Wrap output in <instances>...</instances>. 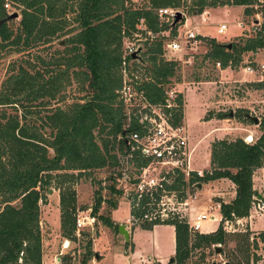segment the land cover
<instances>
[{
  "label": "trees",
  "instance_id": "16d2710c",
  "mask_svg": "<svg viewBox=\"0 0 264 264\" xmlns=\"http://www.w3.org/2000/svg\"><path fill=\"white\" fill-rule=\"evenodd\" d=\"M5 1L19 9L15 30L9 27L11 19L7 20ZM260 1L256 13L264 17V0ZM142 2L140 7H134L129 0H0V59L71 33L64 40L62 54L48 60L33 55L12 62L0 84V264H41L39 204L52 186L58 191L59 235L64 241H73L76 206L72 185L78 177L95 170L116 168L115 174L108 177L107 190L112 198L103 199L100 191H95L90 216L117 232L118 224L109 216L98 214V210L102 203L110 212L115 210L116 198L122 195L119 181L124 180L128 185L134 182L118 170L123 158L135 168L134 175L147 164V159L126 143L129 134L142 131L144 125L140 119L150 106L169 114L172 125L181 121V96L177 95L166 108L164 91L171 79L180 80L178 63L163 59L161 39H153L163 33L171 37L176 24L168 28L157 18L156 11L182 8L187 16H196L215 8L243 7L242 14L247 17L252 14L250 6L256 0H190L189 5L183 0ZM68 13L70 19L66 18ZM139 20L153 35L152 39L137 30ZM68 21L73 27L65 31ZM182 21L183 18L179 23ZM132 35L142 36L133 39L141 47L136 60L129 55L123 57L124 49H121V41ZM206 45L202 60L213 68L215 63H219L221 70L237 66L242 54L264 53V28L241 42L231 43L228 49L213 39H207ZM123 61L127 79L142 105L138 112L127 113V103L121 98ZM70 78L75 80L81 96L60 108L54 103L63 99L58 97L62 82ZM247 86L260 89L264 83ZM238 112L236 117H242V111ZM257 127L260 134L249 143L241 138L213 141L209 147L208 172L201 177L191 174L188 180V184L195 185L226 180L234 188L229 201L219 202L222 220L213 232L189 233L185 222L176 218L162 223L143 221L139 225L149 230L160 224L173 227L174 264H183L191 249L221 246L222 221L248 215L257 196L252 189V175L264 167V120L258 121ZM184 187L183 175L176 170L172 188L179 192L178 196H184L180 195ZM132 204L129 215L139 218L141 212ZM244 237L241 240L246 251L248 237ZM256 238L264 255V231ZM255 241L252 239L256 248ZM90 245L88 239L81 264L94 257ZM259 259L253 254L251 263L257 264Z\"/></svg>",
  "mask_w": 264,
  "mask_h": 264
},
{
  "label": "rangeland",
  "instance_id": "374dc122",
  "mask_svg": "<svg viewBox=\"0 0 264 264\" xmlns=\"http://www.w3.org/2000/svg\"><path fill=\"white\" fill-rule=\"evenodd\" d=\"M183 1L186 2V5L190 3V0ZM6 3L8 4V8H4L6 13L17 14V17L11 19L9 23L10 29L15 30L20 18L19 9L12 7L8 2ZM129 3L134 7H140L143 2L142 0H129ZM257 4H259L258 0L250 6L253 12L247 17L242 14L243 7L210 9L202 18L198 15L187 16L183 13L184 9L182 8L177 10L184 19L182 27H190L195 34L202 37L201 44L195 50L187 51V54H166L163 50L162 55L163 59H174L179 66L180 80L171 79L170 83L164 87V91L167 99L174 100L177 95L181 96L180 124L185 129L189 153L188 169L192 171H201L202 174L208 172L209 147L213 141L241 138L244 142H252L260 134L257 126L242 121V117H244L243 113H247L256 117L258 121L264 120V88L255 89L247 86L248 83H256L259 80L264 83V73L256 72L255 75H249L243 69L246 65L256 69L257 64L264 63V53L256 51L251 54H242L237 66L222 70L213 68L209 62L202 60V56L207 50V39H213L214 42L224 45L241 42L244 38L254 34L251 29L253 25H256L255 21H260V18L256 17ZM70 17L71 14L68 13L66 18L70 19ZM220 23L226 25V30L222 34H217L216 28ZM72 27L73 25L68 21L65 31H69ZM69 35L71 33L59 36L46 44H38L23 52L11 53L2 57L0 59V84L6 77L8 65L12 62L21 58L30 59L33 55L48 60L62 54L65 47L64 40ZM157 37L161 39L162 46H164L165 36H155L153 39L158 40ZM139 38L141 39L142 36L132 35L124 38L121 41V49H124L127 42ZM140 73L139 71L137 75ZM77 87L73 78L68 79L67 82L63 81L62 90L58 96L63 99L61 98L54 105L64 108L69 103L77 101L81 96ZM126 107L127 113L129 111L138 112L142 105L133 96ZM240 110L242 117H236ZM219 115L224 116L219 118ZM160 169V166L154 165L153 172ZM118 170L126 174L128 178H133L135 173V168L125 158L121 161V167ZM164 170L162 168V171ZM115 171L116 168L95 170L90 174L78 177L75 184L72 185L75 193L76 219L83 221L84 226L79 228L77 235L74 232V239L70 242H64V239L59 235L58 191L52 186L48 189L50 192L47 190L43 194L44 198L39 204L41 264H81L84 245L88 239L91 244V253L97 257H91L85 264H153L152 259L157 261L155 264H168L167 261L172 257L171 227L160 224L149 230L140 228V221L134 224L129 215V203L126 198L129 186L124 180H120L118 183L122 195L116 198L117 207L112 211V217L119 222V225H126L132 229L128 242L125 243L118 232L102 226L99 221L93 219V222L89 224L90 222L85 220V218H91L90 207L93 204L95 191L99 190L103 199L112 198L107 186L110 184L108 177L114 175ZM263 184L264 172H257L252 182L256 193H264ZM233 190L231 183L229 184L226 180L201 184L200 189L189 188L186 190L188 194L184 197L190 200L194 196L195 200L189 202L186 206L187 210L179 213H183V217L186 220L189 218V221L198 213L212 214L214 219L210 220L208 216L207 220L201 223L198 231L200 234L211 233L217 228L220 216L216 211V204L229 201ZM254 201L256 200L254 199ZM98 214L110 217V211L103 203L100 205ZM242 236L243 238H245L244 236L248 237L246 251L243 250ZM252 239L251 233L246 227L234 232H224L223 244L216 245L220 247L222 254H214L212 246L191 249L183 264H252L251 256L253 254L261 257L257 264H264V259L261 256L263 255L261 243L256 240L255 248ZM169 264H174L173 260Z\"/></svg>",
  "mask_w": 264,
  "mask_h": 264
},
{
  "label": "built area",
  "instance_id": "2783aa9c",
  "mask_svg": "<svg viewBox=\"0 0 264 264\" xmlns=\"http://www.w3.org/2000/svg\"><path fill=\"white\" fill-rule=\"evenodd\" d=\"M258 6L261 7V1L258 0ZM4 8L7 9L8 5L4 4ZM175 9L160 8L156 11L157 18L168 28L173 27L172 22L175 17ZM260 21H255L256 25H253L251 32H258L262 27L264 28V17L260 14H256ZM184 25V19L181 23H176L174 33L171 37L168 33L163 36L166 37L165 44L163 46L166 54L181 53L187 54V51H193L201 44L200 35L195 34L190 27H182ZM257 26V27H256ZM181 27V28H180ZM138 31H143L145 36L153 38V35L146 31L142 20H139L137 25ZM226 30V25L220 23L217 25L216 33L222 34ZM138 47L137 40H131L124 46L123 57L130 56L136 51ZM174 60V59H167ZM122 66V87L120 94L123 102H131L133 96L136 94L133 92L130 85V80L127 79L126 72L124 70V61ZM214 68L219 69V63L214 64ZM244 72L249 75H255L256 72L264 73V63L257 64L256 69L250 65L244 66ZM261 81V80H259ZM258 81V82H259ZM172 99H166L165 107L171 106L170 101ZM141 123L144 125L141 132H132L128 136L126 143L131 144V150H137L139 154L147 159V164L144 167L139 168L136 175L133 176L134 182L127 184L129 191L126 194V198L132 207L141 212L139 218H132V221L137 223L140 221H146L148 223H162L169 221L173 218L184 221L187 225L189 233L198 232L201 223L207 220H213L212 214L198 213L192 220H186L183 216L184 210H187L186 206L189 202H193L195 197L190 200L184 196H178V191L173 186V176L177 170L183 175V181L185 182L184 191H181L180 195H187L186 190L189 188H195V184H188V180L191 174L195 177H201V171H192L188 169L189 153L187 150V139L185 136V129L182 124L172 125L169 122V114L163 112L162 108L148 107L147 111L142 114ZM250 140V139H249ZM247 141L246 143H249ZM154 165L160 166V170L153 172ZM162 168L165 170L162 171ZM179 197V198H178ZM128 204V205H129ZM183 207V208H182ZM257 208V205H255ZM216 211H219V203L216 204ZM259 208V206H258ZM180 210V211H179ZM219 214V213H218ZM89 224L93 222V218H85ZM221 216L218 218V223L221 222ZM84 226L83 221L75 220V235H77L79 228ZM153 225L152 227H154ZM245 226L243 218H234L232 220H223L222 229L224 232H234L242 229ZM65 248V247H64Z\"/></svg>",
  "mask_w": 264,
  "mask_h": 264
},
{
  "label": "crops",
  "instance_id": "0c3cea01",
  "mask_svg": "<svg viewBox=\"0 0 264 264\" xmlns=\"http://www.w3.org/2000/svg\"><path fill=\"white\" fill-rule=\"evenodd\" d=\"M241 8V7H240ZM243 10V9H242ZM209 10H206V11H203L200 15H198L200 18H202ZM263 171L264 172V167L263 168H259L257 170L254 171L253 175H252V179L251 181L253 182V178H254V175L257 174V172H261ZM227 182V181H226ZM229 183V182H228ZM230 184V183H229ZM232 185V184H231ZM264 186V184H263ZM233 187V186H232ZM252 189L254 191H256V189L253 187L252 185ZM263 191H264V188H263ZM233 196V194H232ZM231 196V198H232ZM230 198V199H231ZM256 201L253 200L252 204H251V207L249 209V212H248V215L246 217H244V222H245V226L246 229H248V231L251 233V237L255 240H257L256 238V235L259 233V232H262L264 231V193L260 194L259 192L257 193V196L254 198ZM255 205H257V208L255 207ZM259 206V208H258ZM113 211V210H112ZM112 211L110 212V219L118 224L119 222L114 219L112 217ZM119 225V224H118ZM125 226V229L127 230L128 232V239H129V234L131 233V230L129 227H127L126 225ZM170 226V225H169ZM157 227V226H156ZM171 229H172V252L171 254L173 255L174 253V233H173V227L170 226ZM152 229V228H151ZM150 229V230H151ZM66 242V241H64ZM258 243V241H257ZM261 247H262V244H261ZM171 255V256H172ZM256 256H259V255H256ZM262 256V259H264V255H261ZM261 259V257H260ZM259 259V260H260ZM149 260H151V258H149ZM258 260V261H259ZM152 262L153 264H155V261L154 259H152Z\"/></svg>",
  "mask_w": 264,
  "mask_h": 264
},
{
  "label": "water",
  "instance_id": "95a60500",
  "mask_svg": "<svg viewBox=\"0 0 264 264\" xmlns=\"http://www.w3.org/2000/svg\"><path fill=\"white\" fill-rule=\"evenodd\" d=\"M16 17H17V14H16V13H11V14H8V16H7V20L15 19ZM181 18H182L181 13H180V12H175V17H174V20H173V22H172V26H174L176 23H178V22L181 20ZM61 44H62V43H61ZM223 46H224L225 48H227V49L230 48V44H224ZM140 51H141V47L138 46L137 49H136V51L130 55L131 59H132V60H136V59H138V53H139ZM229 116H231V114H229ZM243 116H244V118L248 119V120L252 123V125H255V126L258 125V119H257L256 117H254V116H250V115L247 114V113H243ZM196 188H197V189H200V184H197V185H196ZM48 192H50V190H48ZM117 232H118V234L121 235V237L123 238L124 242L127 243V242H128V232H127V230L125 229V226H124V225H121V224L118 225V226H117ZM213 252H214V254H216V255L219 254V253H220V247H219V246H214V247H213ZM96 257H97V256L95 255L94 258H96ZM171 261H172V259L170 258V259L167 261V263L169 264V263H171Z\"/></svg>",
  "mask_w": 264,
  "mask_h": 264
}]
</instances>
